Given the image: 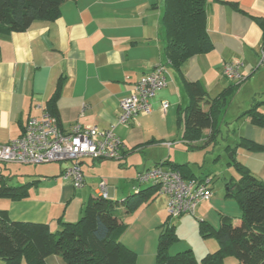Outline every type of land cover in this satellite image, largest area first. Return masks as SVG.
Masks as SVG:
<instances>
[{
    "label": "crops",
    "instance_id": "0c3cea01",
    "mask_svg": "<svg viewBox=\"0 0 264 264\" xmlns=\"http://www.w3.org/2000/svg\"><path fill=\"white\" fill-rule=\"evenodd\" d=\"M225 3L236 4L245 14ZM162 11L163 0H67L54 21L34 22L24 32L0 37V146L19 137L29 118L47 112L59 81L62 84L53 103V116L60 130L68 133L75 124L112 129L124 146L116 161L82 160L84 186L80 189L59 177L64 164L53 163L55 167L33 174L0 164V175L13 183L9 186L35 182L25 199L0 200V211H6L11 221L45 224L55 233L61 224L80 219L87 201L99 196L101 182L106 184L110 200L122 202L152 186L138 184L137 173L166 162L190 166L193 156L213 155L219 137L225 143L224 151L230 152L237 163L264 184V127L242 116L259 103L257 111L264 117V87L257 86L261 83L257 78L264 76L259 72L264 68L258 66L263 38L258 25L249 18H264V0H208L205 26L212 49L192 57L183 66L184 80L201 82L205 88L203 112L208 110L211 100L234 84L221 76L224 63H238L246 78L221 111L213 143L197 150L194 147L202 146L206 140L192 144L182 140L178 112L188 105V98L181 79L169 65L166 86L150 100L151 113L139 114L127 125L117 123L119 102L132 91L133 85L157 65H166ZM244 91L247 94L240 99ZM163 101L169 105L165 112L160 110ZM202 134L208 137L210 130H203ZM242 139L259 149L248 151L239 147ZM204 178L195 181L211 180ZM238 179V173L231 176V180ZM228 200L224 193L223 197L200 203L199 216L206 218L209 210H215L221 217L220 224L231 213ZM118 212L119 222L126 226L120 242L128 247L125 238L130 227L143 221L147 225L159 224L166 214V199L155 193L134 213L126 215L122 208ZM239 217L240 213L234 217V224ZM136 239L140 241L138 236ZM146 250L144 264H155L156 250L152 252L148 246ZM45 263L65 264L56 255L48 256ZM0 264L5 263L0 260Z\"/></svg>",
    "mask_w": 264,
    "mask_h": 264
},
{
    "label": "trees",
    "instance_id": "16d2710c",
    "mask_svg": "<svg viewBox=\"0 0 264 264\" xmlns=\"http://www.w3.org/2000/svg\"><path fill=\"white\" fill-rule=\"evenodd\" d=\"M67 0H0V37L24 32L38 21H54L59 16L60 6ZM208 0H163L160 25L164 31L163 55L166 66L181 79L188 105L179 108V127H183L182 140L192 144L206 140L200 150L216 139L218 117L226 107L228 98L246 80L231 84L228 89L210 101L203 112L206 91L201 82H187L183 78V66L192 57L211 51L212 44L205 26ZM234 11L245 14L234 3H225ZM262 33L264 47V18L249 16ZM59 81L47 113L54 115V102L59 95ZM259 103L253 104L242 116L252 124L264 127V117L257 111ZM210 130L208 137L202 131ZM239 147L248 151L259 149L257 145L242 139ZM193 149V148H192ZM233 159V157H232ZM160 166V165H157ZM155 166V167H157ZM180 174L185 181L196 180L188 165L162 163ZM239 175L237 181L225 184V198L233 200L240 210L239 222L234 224L222 218L217 228L199 222V233L203 238H214L218 249L201 259L202 264H222L226 257H234L236 264H264V184L250 175L249 171L233 159ZM207 178V177H206ZM205 179V178H203ZM201 179V180H203ZM0 175V200L20 201L28 196L35 182L12 187ZM199 181V180H197ZM204 181V180H203ZM157 186L129 195L122 202L103 198H91L84 206L76 223L61 224L52 233L45 224L13 222L6 211H0V260L5 264H46L48 256L61 257L65 264H136L137 255L120 242L125 225L119 222V209L130 215L149 202L157 193ZM169 217L162 226L155 252V264H197L191 250L175 255L169 247L176 240L174 227Z\"/></svg>",
    "mask_w": 264,
    "mask_h": 264
},
{
    "label": "built area",
    "instance_id": "2783aa9c",
    "mask_svg": "<svg viewBox=\"0 0 264 264\" xmlns=\"http://www.w3.org/2000/svg\"><path fill=\"white\" fill-rule=\"evenodd\" d=\"M258 60V65L264 66V47L259 50ZM165 74V67L157 65L133 85L132 91L119 102L118 124L127 125L135 116L151 113L150 100L166 86ZM221 76L234 84L244 80L238 63H224ZM168 107L166 101L160 103L162 112ZM123 150L124 146L112 129L99 130L97 127L75 124L68 133H64L56 118L45 112L38 118H29L19 137L0 146V164H64L59 177L70 181L74 189H80L84 186V175L80 167L82 160L116 161ZM135 181L138 184L157 186V194L166 198L169 219L194 216L199 204L213 197L209 180L185 181L178 172L167 167L157 166L141 171L136 174ZM98 194L108 198L104 182L100 183Z\"/></svg>",
    "mask_w": 264,
    "mask_h": 264
},
{
    "label": "rangeland",
    "instance_id": "374dc122",
    "mask_svg": "<svg viewBox=\"0 0 264 264\" xmlns=\"http://www.w3.org/2000/svg\"><path fill=\"white\" fill-rule=\"evenodd\" d=\"M261 68L264 67L262 66ZM259 72L264 74L263 69L259 70ZM257 81H260L262 83H257V86L261 88L264 87V76H260L259 78H257ZM246 94L247 92L244 91V93L240 95V99L244 98ZM228 116H231V112ZM226 120L228 121L229 119ZM217 143L218 146L213 155L209 154L205 156V154H203L197 156L196 158L193 156L192 161H190L192 162V164L189 166L192 169V172L198 178L207 177L208 179H211L210 186L212 187L213 197L215 199L217 197H223V194L225 193V184L230 182L231 176H234L237 173L235 167L233 166V159L231 156L232 154L230 152L224 151L225 143L222 142L221 137L217 139ZM5 166H9L11 170L15 169L20 171L21 173L27 171L33 174V172L39 173L42 171H46V169L44 168L49 166L52 167L54 166V164L50 163L35 167L23 165L17 167L13 166V164H7ZM5 183L7 185L13 184L12 181L8 179H6ZM159 201L161 202L162 199H160ZM228 201V203H231L232 208L230 207L231 213L229 215H226V217L234 222V217L240 213V210L233 200L229 199ZM233 207H235L234 209L236 210H234ZM206 216V218L200 217L197 210L194 216H181L180 218L169 220V225L174 227V234L176 237V240L169 247L170 255H175L187 250H191L197 261V264H202V258L207 256L208 254L214 253L218 249V244L214 238H203L200 235L199 222L204 221L211 227L217 228L219 226V220L221 217L215 210H209ZM166 218L167 213L163 218H161L159 224L157 225H147L146 223H143L145 222L143 221L142 224H140V222L135 226H131L128 230L129 232L125 238L127 239L126 244H128V247H126L137 255L139 264H144V259L147 258V246L150 247V251L152 252L156 250L158 237L162 230V226L166 221ZM137 236L140 238V241H137ZM222 264H236V260L234 257L229 256L223 260Z\"/></svg>",
    "mask_w": 264,
    "mask_h": 264
},
{
    "label": "bare ground",
    "instance_id": "6f19581e",
    "mask_svg": "<svg viewBox=\"0 0 264 264\" xmlns=\"http://www.w3.org/2000/svg\"><path fill=\"white\" fill-rule=\"evenodd\" d=\"M259 66V65H258ZM259 67H262V66H259ZM207 180V179H206ZM187 181H192V180H187ZM210 181V184H211V180H209ZM198 182H200V181H198ZM211 187V186H210ZM212 190V189H211Z\"/></svg>",
    "mask_w": 264,
    "mask_h": 264
},
{
    "label": "water",
    "instance_id": "95a60500",
    "mask_svg": "<svg viewBox=\"0 0 264 264\" xmlns=\"http://www.w3.org/2000/svg\"><path fill=\"white\" fill-rule=\"evenodd\" d=\"M232 156V155H231Z\"/></svg>",
    "mask_w": 264,
    "mask_h": 264
}]
</instances>
